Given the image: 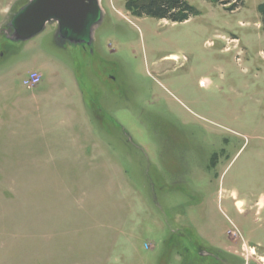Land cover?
Returning a JSON list of instances; mask_svg holds the SVG:
<instances>
[{
	"label": "rangeland",
	"instance_id": "374dc122",
	"mask_svg": "<svg viewBox=\"0 0 264 264\" xmlns=\"http://www.w3.org/2000/svg\"><path fill=\"white\" fill-rule=\"evenodd\" d=\"M26 1L0 0L5 264H264V0H101L90 45L10 40Z\"/></svg>",
	"mask_w": 264,
	"mask_h": 264
},
{
	"label": "water",
	"instance_id": "95a60500",
	"mask_svg": "<svg viewBox=\"0 0 264 264\" xmlns=\"http://www.w3.org/2000/svg\"><path fill=\"white\" fill-rule=\"evenodd\" d=\"M103 16L101 0H28L11 16L6 36L26 41L54 22L59 40L90 45Z\"/></svg>",
	"mask_w": 264,
	"mask_h": 264
},
{
	"label": "trees",
	"instance_id": "16d2710c",
	"mask_svg": "<svg viewBox=\"0 0 264 264\" xmlns=\"http://www.w3.org/2000/svg\"><path fill=\"white\" fill-rule=\"evenodd\" d=\"M215 1L219 2L229 10L237 9L244 2V0ZM22 5L17 7L16 10H18ZM126 6L134 14H147L172 21L186 20L194 12V7L190 5L188 0H126ZM261 11L263 14L264 25V4Z\"/></svg>",
	"mask_w": 264,
	"mask_h": 264
},
{
	"label": "crops",
	"instance_id": "0c3cea01",
	"mask_svg": "<svg viewBox=\"0 0 264 264\" xmlns=\"http://www.w3.org/2000/svg\"><path fill=\"white\" fill-rule=\"evenodd\" d=\"M127 7V6H126ZM130 11V10H128ZM133 13V12H132ZM32 71H37L36 69L32 70ZM38 72V71H37ZM39 84V83H38ZM40 89L36 88V90H32L31 92H29V95H33V98H34V101H35V105L38 106V99H40L41 97H46V96H40L39 95V91ZM48 95V94H47ZM42 117V116H41ZM42 128V126H41ZM18 138H21V137H18ZM21 141V140H19ZM8 151H11V152H18V153H21V151L19 150H16L10 146H7L6 148ZM24 152V151H23ZM4 212L2 214H0L1 216H3ZM7 229L5 228L4 230L1 228L0 229V252L2 253L3 255V261H4V264H5V258L7 260V256L9 255V234L8 232L6 231ZM6 251V252H5ZM6 253V254H5ZM5 254V256H4ZM9 262V260H8ZM8 262L6 264H8ZM0 264H2L0 262Z\"/></svg>",
	"mask_w": 264,
	"mask_h": 264
},
{
	"label": "built area",
	"instance_id": "2783aa9c",
	"mask_svg": "<svg viewBox=\"0 0 264 264\" xmlns=\"http://www.w3.org/2000/svg\"><path fill=\"white\" fill-rule=\"evenodd\" d=\"M41 81V76L39 72L33 71L29 74V76L25 79V84L28 86H34Z\"/></svg>",
	"mask_w": 264,
	"mask_h": 264
}]
</instances>
